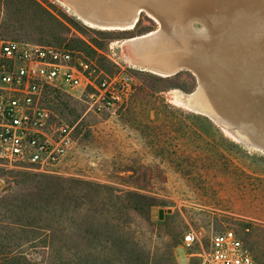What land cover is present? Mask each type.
I'll use <instances>...</instances> for the list:
<instances>
[{
	"label": "rangeland",
	"instance_id": "374dc122",
	"mask_svg": "<svg viewBox=\"0 0 264 264\" xmlns=\"http://www.w3.org/2000/svg\"><path fill=\"white\" fill-rule=\"evenodd\" d=\"M110 2L117 16L151 5L182 22L168 0ZM200 7L196 0L176 10L199 28ZM138 16L133 29H102L62 0H0V39L67 48L108 75L123 67L136 82L124 103L96 112L84 95H43L53 120L75 126L74 148L51 169L0 163V264L8 253L28 264H199L211 236L227 228L264 264V148L254 134L264 129V103L249 93L238 109H223L237 100V78L218 67L203 75L207 102L221 113L214 116L195 99L207 94L191 69L163 74L132 64L123 40L160 28L146 11ZM169 40L136 41L131 54L141 59ZM167 49L165 61H151L166 69L183 62L174 57L179 47ZM186 232L194 243L183 242Z\"/></svg>",
	"mask_w": 264,
	"mask_h": 264
},
{
	"label": "built area",
	"instance_id": "2783aa9c",
	"mask_svg": "<svg viewBox=\"0 0 264 264\" xmlns=\"http://www.w3.org/2000/svg\"><path fill=\"white\" fill-rule=\"evenodd\" d=\"M135 88L123 67L108 75L79 52L0 39V163L46 170L72 152L75 126L52 119L46 92L84 95L88 110L96 112L124 103ZM194 241L192 232L184 233V243ZM199 264L260 263L240 233L227 228L211 236Z\"/></svg>",
	"mask_w": 264,
	"mask_h": 264
},
{
	"label": "bare ground",
	"instance_id": "6f19581e",
	"mask_svg": "<svg viewBox=\"0 0 264 264\" xmlns=\"http://www.w3.org/2000/svg\"><path fill=\"white\" fill-rule=\"evenodd\" d=\"M110 1L120 4L131 0H62L81 20L102 29H131L140 11H146L151 18L159 22V31L155 30L156 32L124 39L123 44L128 52L126 57L132 64L163 74L174 73L182 67H187L197 73L201 79V89L206 90L207 95H200L197 91L195 99L208 114L220 116L221 113H215L210 103L207 102L212 97L205 87L206 81L203 75L218 67L219 73H223L221 67H225L229 76L234 72L237 78L235 92L237 100L227 98L223 109H238L249 93L255 94L260 98V103H264V46L260 45L261 42L264 45V26H261L259 20L264 18V14L263 6L258 0H199L200 8L205 12L201 18L203 25L199 28L193 26L194 17H190L191 13L186 10H182L183 12L176 10L196 0H168L174 5L175 10L173 11L182 21L172 23L171 19L163 18L160 11L151 5H141L136 11L133 10L126 16L114 15L115 9L111 8ZM209 5H216L217 9L212 11ZM208 20L214 23L213 27L209 26L210 30L207 29ZM159 36L169 37L170 40L166 42L164 40V43L160 42L155 45L141 59L131 54L136 48V41L148 42ZM176 47L179 49L173 50L174 57L182 58L183 62L166 69L151 61L153 57H159L165 61L169 56L164 55L165 51H168L167 48L175 49ZM230 52L229 59L213 65L224 59ZM210 75L215 76L213 72ZM212 96L215 97L213 94ZM254 134L255 141L264 148V129L258 127Z\"/></svg>",
	"mask_w": 264,
	"mask_h": 264
},
{
	"label": "trees",
	"instance_id": "16d2710c",
	"mask_svg": "<svg viewBox=\"0 0 264 264\" xmlns=\"http://www.w3.org/2000/svg\"><path fill=\"white\" fill-rule=\"evenodd\" d=\"M7 264H28L25 257L20 254L8 253Z\"/></svg>",
	"mask_w": 264,
	"mask_h": 264
}]
</instances>
